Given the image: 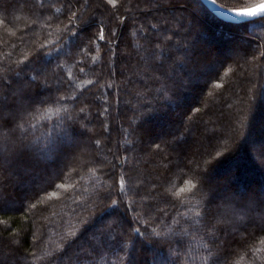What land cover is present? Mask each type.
Here are the masks:
<instances>
[{
  "label": "snow or ice",
  "instance_id": "1",
  "mask_svg": "<svg viewBox=\"0 0 264 264\" xmlns=\"http://www.w3.org/2000/svg\"><path fill=\"white\" fill-rule=\"evenodd\" d=\"M23 2L25 7L38 12L41 16H45L44 9H55L54 14L45 17L42 28L52 27L51 21L54 16L59 20V17L64 15L68 22L65 24L63 20H59L55 32L48 31L44 39L39 41L35 48L29 50L32 58L28 54H23V58L5 64V61L10 59L11 53L6 55L0 53V176L17 175L20 171L27 174L35 166L48 165L61 160L68 161L64 165L65 168L77 173L82 169H90L95 173L98 169L109 167L110 171L105 174L113 179L114 183L96 190L92 207L84 208V211L89 212V218L81 221L82 224L90 223L92 214L97 210H100L102 215H110L123 207L124 197H128L130 192L133 195L138 194L134 189L139 185L134 184V180L142 175L130 157L123 154V152L137 151L136 143L140 137L139 130L133 126L135 119L129 124L130 132L122 129L129 137L136 138L122 142L127 145L123 152L120 148L113 152L103 143L111 139L110 134L104 136L102 133L98 136L92 127L94 121H99L103 132H109L108 118L112 115L110 109L114 106L118 109L121 102L132 104L131 100L121 101V91H125L124 85L127 83H137V81L125 77L122 83H118L114 79L117 69L112 66L115 63L113 57L127 56L130 61L135 60L134 64L126 66L139 81L147 84L145 81L147 77V80L160 83L161 86L155 89V94L151 98L139 90L134 93L132 90L125 91L126 95H134L138 98L137 103L132 104V107L138 113L137 118L146 120L148 116L158 113L167 104L172 103L177 89L184 87L186 82L197 76L200 58L211 54V49L201 48V41L192 36L195 27L192 19H188L186 25L178 20L180 27L177 29L163 15L165 11L178 9L184 13L191 6L192 14L197 21L203 16H209L216 20L232 21L242 28H250L253 31L259 28L264 31V0L245 7H235L229 0H186L179 6L176 0H135V2L134 0H94L93 3H90V0H82V2L76 0L79 7L75 10H73V0H55V2L23 0ZM133 8L148 13L155 10L161 18L156 22L149 19L147 24L140 23L139 27H135L136 17L126 15L132 13ZM7 11L3 0H0V12ZM104 17L108 18L107 23ZM126 21L130 22L128 27L131 37L135 38L139 33V40H133L131 50L127 44L123 48L120 47L121 36L118 35V30L123 28ZM91 27H95L96 31L87 34L86 40L82 39L86 30ZM197 35L203 37L205 33L198 31ZM140 40L143 43H140ZM98 41L104 42L106 66L109 69L108 78L104 83H101L103 79L101 69L105 67V63L100 59ZM257 50L258 52L252 53L249 63L258 60L260 63H253V67L264 66V44H257ZM93 51L95 55L92 54ZM53 62H55L54 66ZM12 63L25 67L16 71L15 75H11L14 71ZM93 65L99 67L94 68ZM73 69H78V72H74ZM89 73L95 79L87 78ZM120 74L125 75L123 72ZM89 85L96 87L95 96L90 95L92 88H89ZM215 87L221 88L222 85L217 83ZM101 89L111 90L114 103H109V93L99 91ZM147 90L153 91L152 88ZM257 97L264 103V85L261 86ZM101 99L103 102L97 105L96 101ZM53 109L57 114H62L61 118L55 124L45 125L44 131L37 135V124L34 123L37 116L42 112L47 114ZM195 111L199 112L200 109L196 108ZM101 116L104 117L102 121ZM237 123L239 128L232 127V132L236 134L237 140L244 139L246 151H255L256 155L253 159L261 175L264 176V144L257 149L253 139L241 136L240 130L247 127L244 121L238 120ZM88 133L92 135H87ZM171 136V140H164L163 143L178 145L180 136L174 133ZM85 137L88 143L85 142ZM211 139L226 144L230 137L218 136L214 133ZM155 148L157 151H163L159 143L155 144ZM226 150L233 151L231 148ZM106 153H112L113 159L109 160ZM221 156L223 152L220 151L219 145H212V151L200 154V159L192 171V179L184 181V187H180L178 191L174 187L166 188V192L171 196L183 201L182 207L187 205L185 223L188 227H184L180 220H174L173 223L177 227L164 225L166 231L152 227L149 233L141 231L140 227L132 226L129 232L121 228L119 239L109 233V237L116 240L119 245L120 252H124L128 247L127 239L132 241L133 254L117 256L114 264H137L134 255L137 238L150 245L169 243L170 252H175L176 250L171 247L172 243L180 244L190 236L198 237L199 247L204 253L200 256L201 264H230L232 258L239 254L231 247L236 240V234L240 233L243 236L249 229L258 233L256 239L264 245V180L252 179L250 183L245 184L243 182L245 166L240 164L231 169L224 180L213 183L209 179V174L215 166L213 161ZM114 173L116 175H113ZM193 180L197 182L194 183ZM170 183L171 181L165 180L160 185L151 184L150 187L157 189ZM5 187V182L0 180V212H3L8 204ZM56 187L65 188V184L60 183ZM114 189L119 193V198H114ZM51 195L56 194L53 192ZM149 195L151 199L156 200L164 193L156 191L155 195ZM143 200L144 196H141L139 203L135 199H130L126 206V211L132 213L133 225L148 224L153 221L151 206L145 213L137 210L144 207ZM165 202L170 203V201ZM35 207V204H31V208ZM156 211L167 215L164 208L157 206ZM5 228H7L6 223ZM189 229H192L191 233ZM71 235L75 237V233ZM11 236L12 239L7 242L0 240V264H20L21 260L27 259L19 256L20 241L17 239L19 233L13 232ZM74 242L69 240L66 243L70 247ZM112 248L114 251L117 250L116 245H112ZM260 251L255 243L247 248V253L251 255ZM32 255L34 256L35 253ZM88 255L92 258L89 264H96L97 261L99 264H104L106 261L104 242L94 246ZM176 255L179 256V253L176 252ZM152 257L149 264H177L171 256H164L155 248L152 249Z\"/></svg>",
  "mask_w": 264,
  "mask_h": 264
},
{
  "label": "trees",
  "instance_id": "2",
  "mask_svg": "<svg viewBox=\"0 0 264 264\" xmlns=\"http://www.w3.org/2000/svg\"><path fill=\"white\" fill-rule=\"evenodd\" d=\"M254 1L252 0L249 3L242 0H229L235 7L260 3V0ZM3 2L8 11L0 12V53L5 55L11 53L10 59L5 61V64L13 62L17 58H23V54H28L32 58L29 50L35 48L38 42L44 39L48 31L55 32L59 20H63L65 24L68 22L64 15H61L59 20H56L54 16L51 21L52 27L42 28L41 25L45 23V17L54 14L55 9L46 8L44 9L45 16H41L38 12L25 7L23 0H3ZM93 2L94 0H90V3ZM184 2L186 1L176 0L178 6ZM73 4V10L79 7L76 0H73ZM59 6L57 3V7ZM141 6L143 7V5ZM126 15L136 17L135 27H139L140 23L147 24L149 19L156 22L157 19L161 18L155 10L148 13L135 8H133L132 13ZM163 15L177 29L180 27V24L177 23L178 20L186 25L187 20L192 19L195 26L192 36L201 41V48L216 43L220 48L226 45L230 49H227L225 53L220 51L219 54L223 60L216 59L217 56L211 58V54L200 58L197 65V76L186 82L184 87L177 89L172 103L167 104L158 113L148 116L146 120L137 118L138 113L132 107V104L137 103L138 98L134 95H126L125 91L132 90L134 93L139 90L145 92L146 96L151 98L155 94V89L161 86L160 83L147 80V77H145L147 84L144 81H139L138 77L133 76L130 68L126 66L134 64L135 60L130 61L127 56L121 57L118 55L113 57L115 63L112 66L117 69V75L114 79L118 83H122L125 77H131L132 80L137 81V83H127L124 85L125 91H121V101L131 100L132 104L121 102L118 109L115 106L110 109L112 115L108 118L109 132H103L99 121H94L92 127L98 136L102 133L104 136L110 134L111 139L105 140L103 143L107 144L113 152H116L118 148L123 152L127 145L122 142L127 139L135 140L136 138L129 137L122 129H127L130 132L129 124L135 119L133 126L139 130L138 135L140 137L136 143L137 151L123 152V154L128 155L142 173L139 179L134 180V184L139 185L138 188L134 189L138 194L133 195L130 192L128 197L123 198V207L110 215H102L100 210H97L92 214L90 223L82 224L81 221L89 218V212L84 211V208L92 207L96 190L114 183L113 179L105 174L110 171L109 167L98 169L95 173L90 169H82L77 173L70 168H65V164L62 172L61 169L52 170V167L50 168L48 164L35 166L27 174L20 171L17 175L0 176V180L6 184L5 193L8 199L5 210L0 212V240L7 242L12 239L11 233H19L17 237L20 241L18 245L19 256L27 258L21 260L20 264H89L92 258L88 253L99 242H104V254L106 256L104 264H114L117 256L133 254L132 241L126 238L128 247L124 252H120L118 250L119 245H117L116 240L109 237V233L119 239L121 228L125 232H129L132 226L140 227L141 231L149 233L152 227L166 231L164 225L177 227L173 223L174 220H180L184 227H188V224L185 223L187 205L182 207L183 201L180 198L171 196L170 193L166 192V188L174 187L178 191L180 187H184V181L192 179V171L195 169L196 162L200 159V154L212 151V145L218 144L220 151L223 152V156L213 161L215 166L209 174V179L213 183L219 181V176L228 174L231 169L240 164L245 166L243 175L245 184L250 183L252 179L264 180V176L259 172L258 165L253 159L256 155L255 151L251 152L249 157L246 155L244 139L237 140L236 134L232 135L226 144L223 141L211 139L214 133L218 136L221 135L214 130V123L219 124L224 115L221 119H215L213 122L206 120L211 112H226L233 119L235 127L239 128L238 120H243L247 125L246 128L240 130L242 137L253 139L252 136L254 135L253 140L256 142L257 147L258 143H264L262 142V140L264 141V123L262 125L264 103L257 97V94L261 91V86L264 85V66L253 67V63H260L259 60L249 63L252 59V53L254 51L258 52L257 44H264V39H258V37H264V31L259 28L254 31L250 28H242L222 20L212 19L209 16H203L197 21L192 14L191 6L184 13L178 9H170L165 11ZM104 19L107 23L108 18L104 17ZM129 23V21L125 22L123 28L118 30V35L121 36L120 47L123 48L127 44L129 50H131L133 40H139V33L137 37H131L129 35ZM95 31V27L86 30V34L82 39L86 40L87 34ZM198 31H203L205 35L203 37L198 36ZM105 32L107 34V27ZM139 42L143 43L142 40ZM98 43L100 44V59L105 63V67L101 69L103 72L101 83H104L108 78L109 69L106 66L104 42L98 41ZM232 46L233 50H236L234 56L237 55L244 60L241 64H238L237 59L234 61L228 60L229 54L227 52L232 50ZM92 54L95 55L96 53L93 51ZM24 67V65L18 66L12 63L14 71L11 75H15L16 71H20ZM93 67L99 66L93 65ZM73 71L78 72V69H73ZM121 72L125 75L121 76ZM81 75L83 76V74ZM87 78L95 79L91 73ZM217 83H220L222 87L216 88ZM88 87L92 88L90 95L95 96L97 94L96 87L94 85ZM148 88H152L153 91L148 92ZM99 91L109 93L108 101L114 103L111 90L101 89ZM102 102V99L97 100L96 104L99 105ZM203 103L204 106H201ZM196 108H199L200 111L196 112ZM92 111H95V109H92ZM61 115L57 114L55 109L47 114L40 113L34 121L37 124L36 134L40 135L44 131L45 125L55 124L61 118ZM100 120H104V117L101 116ZM149 123L175 125L176 135L180 136L179 144L171 146L163 143V140L158 139L157 134L149 133L150 131L146 127ZM202 127H209L213 131H209V134L204 135L205 147L202 148V151L197 150L193 155L189 153L190 149L183 147L182 142L191 141L188 135L189 130L193 129L198 134ZM87 135H92V133ZM165 136L169 139L170 132H166ZM260 136L262 138L258 142ZM84 139L87 140L86 137ZM157 143L161 144L163 151L156 150L155 144ZM228 148L233 149V151H227ZM106 155L109 160L113 159L112 153H106ZM206 158L212 159V157ZM58 162L62 164V160ZM165 180H169L171 183L157 189L150 187L151 184L160 185ZM193 182L196 183L197 181L193 180ZM60 183H64L65 188L56 187ZM156 191L164 193V195L153 200L149 194L155 195ZM53 192H55V196L51 195ZM21 193L26 195L25 200L22 199ZM141 196H144L142 202L144 207L137 210L145 213L148 207L151 206L154 214L153 221L148 224L133 225L132 213L126 211V206L130 199H135L139 203ZM114 198H119V193L115 189ZM165 201H170V203ZM15 204H20V207L16 208ZM31 204H35L36 207L31 208ZM157 206L164 208L167 215L157 212ZM213 211H215L214 206ZM145 219H147V216H145ZM5 223L7 228H5ZM189 232L191 233L192 229H189ZM72 233H75V237L71 235ZM257 235L258 233L252 229H249L243 236L240 233L236 234V240L231 247L233 251L239 254L232 258L230 264H262L264 262V245H261L259 240L256 239ZM69 240L75 241L70 247L66 243ZM252 243H255L256 247L261 249L260 252H256L254 255L247 253V248ZM112 245H116L117 250L114 251ZM199 245L198 237L192 238L190 236L180 244L172 243L171 247L176 251L170 252L169 243L150 245L146 241L142 242L137 238L134 255L137 264H149L153 258L152 249L155 248L162 255L171 256L177 264H201L200 256L204 253ZM176 252L179 253V256L176 255ZM33 253H35L34 256ZM96 264H99V261Z\"/></svg>",
  "mask_w": 264,
  "mask_h": 264
},
{
  "label": "rangeland",
  "instance_id": "3",
  "mask_svg": "<svg viewBox=\"0 0 264 264\" xmlns=\"http://www.w3.org/2000/svg\"><path fill=\"white\" fill-rule=\"evenodd\" d=\"M242 1L249 2V3L252 2V0H242ZM254 2H256V0ZM214 44L215 45H209L208 44L207 46H204V48L211 49V58H214L215 56H217L216 59L223 60V58L221 57V55L219 53H220V51H223L225 53L227 51V49H230L229 46L225 45L222 48H220L218 45H216V43H214ZM231 48H232V50L227 52L229 54V56H228L229 59L228 60L229 61H234V60L237 59L238 64H241L244 60L242 58L238 57L237 55L234 56V54H236L235 53L236 50L235 51L233 50V46ZM201 106H204V103ZM222 116H223V120L222 121L220 120L219 124L214 123V125H215L214 130L218 131L221 135H223L225 137H230L231 138L232 135L234 136V134H235V133L232 132V127H235V123H234L233 119L231 118V116L227 115L226 112H224V113L223 112L220 113V112H217V111L211 112L210 115L206 117V120H208L210 122H213L215 119H218V120L221 119ZM263 123H264V119L262 121V125H263ZM146 127H148V129H149V131H150L149 133L157 134L158 135V139L159 140L161 139L163 141L168 139L165 136L166 132H170V136H169L168 140H171V138H172L171 134H173V133L176 134V130H177L176 126L173 125V124L168 126L166 124H160V123H156V124L149 123L148 125H146ZM260 127H262V126H260ZM209 131L212 132L213 130L210 129L209 127H207V128L206 127H202L201 131L198 134L193 129L189 130L188 135H189V138H190L191 141L190 142L183 141L182 142L183 147H186V148L190 149L189 153H191L193 155H195V152L197 150H201L202 151V148L205 147L204 135L209 134L210 133ZM252 138L253 139L255 138L254 135L252 136ZM261 138H262V136H260L257 141L260 142ZM85 142L88 143V141L86 139H85ZM262 142H264V141L262 140ZM258 144L261 145V143H258ZM259 145H258V147H259ZM171 146H174V144H172ZM258 147H257V144H256V148H258ZM245 152H246L247 157H249L250 156L249 154H251V152H253V151H246V148H245ZM67 163H68V161L62 160V164H60V162H55V163L49 164L48 166H50V168L52 167L51 168L52 170L53 169L54 170H60L61 168H63V165L67 164ZM42 170L44 171V169H42ZM258 170H259V168H258ZM259 172H260V170H259ZM227 175L228 174H224L223 176H219L218 177L219 181L224 180V178ZM21 195H22V199L25 200L26 199L25 198L26 195L24 193H21ZM15 207L19 208L20 204H15Z\"/></svg>",
  "mask_w": 264,
  "mask_h": 264
},
{
  "label": "water",
  "instance_id": "4",
  "mask_svg": "<svg viewBox=\"0 0 264 264\" xmlns=\"http://www.w3.org/2000/svg\"><path fill=\"white\" fill-rule=\"evenodd\" d=\"M222 21L227 22V23L234 24L232 21H226V20H222Z\"/></svg>",
  "mask_w": 264,
  "mask_h": 264
}]
</instances>
